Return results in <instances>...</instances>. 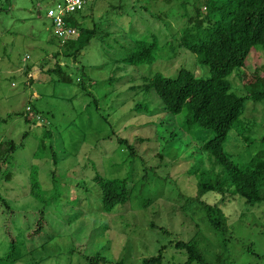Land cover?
<instances>
[{
  "label": "rangeland",
  "instance_id": "374dc122",
  "mask_svg": "<svg viewBox=\"0 0 264 264\" xmlns=\"http://www.w3.org/2000/svg\"><path fill=\"white\" fill-rule=\"evenodd\" d=\"M56 1L0 0V194L14 209L9 214L0 204V257L9 251L5 226L17 239L13 261L0 259V264H86L85 256L96 252L108 260L137 264L161 247L163 264H183L185 256L170 241L194 235L209 262L264 264V200L252 204L236 195L220 202V195L205 193L203 200L219 202L228 234L218 236L200 221L199 214L194 216L197 227L189 211L186 214L177 207L184 202L177 194L193 195L200 181L213 179L221 170L202 149L213 133L198 125L188 130L186 110L168 113L154 91L137 88L145 77L175 76L180 67L196 76H210L209 67L173 38L187 20L189 5L178 6L175 0H85L74 17L83 26L96 25L98 32L79 54L83 70L71 67L66 70L70 79L60 81L38 65L59 48L46 16ZM200 3L203 10V0ZM153 34L162 48L152 63L131 65L117 60L130 41L151 39ZM64 61L68 62L62 57L60 62ZM257 68L264 70V49L256 46L244 65L227 77L232 90L244 94L238 72ZM136 102L147 103L149 113L135 111ZM28 105L49 125L38 124L34 111H26ZM48 128L53 133L46 138ZM116 136L134 144V157L120 147ZM262 138L264 98L249 99L228 131L224 150L239 164L259 152L264 159ZM9 141L15 148L7 152ZM159 150L164 154L162 161L154 155ZM33 167L43 189H52L53 182L54 191L64 193L59 203L47 209L40 237L29 238L24 235L33 229L41 206L22 193L28 189ZM96 173L129 181L130 198L110 213L101 211L93 180ZM72 197L76 203L69 202ZM150 222L157 227L151 228ZM102 224L106 227L99 228Z\"/></svg>",
  "mask_w": 264,
  "mask_h": 264
},
{
  "label": "trees",
  "instance_id": "16d2710c",
  "mask_svg": "<svg viewBox=\"0 0 264 264\" xmlns=\"http://www.w3.org/2000/svg\"><path fill=\"white\" fill-rule=\"evenodd\" d=\"M175 2L178 6L188 7L189 5L190 13L181 31L179 30L176 37L173 36V38L179 47L196 54L198 61L209 67L210 76H196L193 71L180 67L175 76L154 73L150 77H145L143 83L137 88L146 93L154 91L162 102L163 110L168 113L177 114L183 109L186 110L184 127L188 130L194 125H198L212 131L213 136L202 144V149L212 156L214 163L221 166V170L216 172L213 179L200 181L193 195L178 193L177 195L181 196L184 202L177 207L183 213L187 214L189 211L190 219L197 227L198 221L194 220V216L199 214L201 215L200 221L204 222L218 236H226L228 234L226 216L219 207L218 201L211 203L202 199L205 193L211 192L220 195V202L236 195H240L245 198L247 203L252 204L264 200L262 193L264 188V159L260 158V152L255 154L247 163L239 164L233 161L224 150V141L228 131L243 114L246 101L249 99L258 101L264 98V70L261 68H257L251 73L247 71L238 72L244 90L242 95H238L232 90L231 83L227 79L235 68H241L244 65V61L253 47L257 46L264 49V0H203V10L199 6L202 4L200 0H175ZM81 10L66 18L67 25L76 29V34L64 41L55 35L59 39V48L51 53L49 59L42 58L38 62L43 72L55 73L60 81L70 79L69 72L67 73L66 70L71 67L76 66L77 69L83 70V66L78 64L79 54L98 32L96 25L83 26L76 20L74 15ZM161 48L162 45L155 34L152 35L151 39L136 38L130 41L129 47H125L123 54L117 60L125 61L131 65L152 63ZM60 57H64L68 62L61 63ZM51 58L53 62L49 66L48 61ZM79 66L81 67L78 68ZM26 72L27 70L24 73ZM76 80L81 82L82 78L77 77ZM130 88L133 90L134 86ZM147 106L148 104L145 102H136L134 110L149 113ZM32 110L38 124L40 121H44V126L49 125V122H46L43 116L38 115L32 106L26 107V111L31 112ZM26 120L29 121L30 119L26 117ZM150 123L154 124L153 121ZM44 131L47 138L52 135L53 128ZM242 136L247 138L246 135L242 134ZM154 138L156 139V135ZM115 139L131 157L135 156V146L130 143L129 139L119 136H116ZM146 140H153V138H146ZM174 140L175 138L168 142ZM6 144L8 145L7 152L15 148L12 141L6 142ZM1 145L0 143V147ZM154 155L159 157V161L164 158L161 150L155 152ZM158 166L155 165L153 168H158ZM51 176L55 180V176ZM28 179V189L22 193L32 196L41 206L35 212L37 217L33 229L28 231L24 237H40L48 216L47 209L52 204L55 205L60 202L64 191L60 189L54 191L55 184L53 182L54 187L52 189H43L38 178L37 168H31ZM58 179L56 177V180ZM93 180L99 189L102 212L110 213L117 205L124 204L130 198L131 188L126 177L106 178L96 173ZM69 200L71 203H76V201H72L73 197ZM145 200L150 201L149 198ZM0 204L9 214L13 213L14 209L1 194ZM150 224L151 228L157 227L153 222ZM5 227L9 251L0 259L4 262H12L13 255L17 252V239L13 237L8 227ZM101 227L106 226L102 224L99 228ZM162 230L169 233L164 228ZM170 243L181 250L185 256L183 264L193 262L197 264H219L215 261L206 260L205 253L199 248L198 239L195 235L187 240L177 239L174 243L172 241ZM163 249L164 247H161L156 253L144 257L137 264H163ZM29 252L32 251L29 250ZM85 259L86 264H127L122 259L108 260L97 252L86 255Z\"/></svg>",
  "mask_w": 264,
  "mask_h": 264
},
{
  "label": "built area",
  "instance_id": "2783aa9c",
  "mask_svg": "<svg viewBox=\"0 0 264 264\" xmlns=\"http://www.w3.org/2000/svg\"><path fill=\"white\" fill-rule=\"evenodd\" d=\"M85 0H58L49 7L46 12L47 18L50 20L54 30V34L64 41L70 36L76 34V29H73L66 23V18L83 8Z\"/></svg>",
  "mask_w": 264,
  "mask_h": 264
}]
</instances>
